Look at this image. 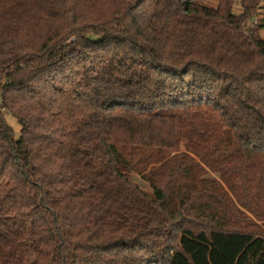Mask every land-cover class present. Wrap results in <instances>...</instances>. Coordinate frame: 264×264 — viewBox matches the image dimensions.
I'll use <instances>...</instances> for the list:
<instances>
[{
  "label": "trees",
  "instance_id": "16d2710c",
  "mask_svg": "<svg viewBox=\"0 0 264 264\" xmlns=\"http://www.w3.org/2000/svg\"><path fill=\"white\" fill-rule=\"evenodd\" d=\"M236 3L0 0V264H264V0Z\"/></svg>",
  "mask_w": 264,
  "mask_h": 264
},
{
  "label": "rangeland",
  "instance_id": "374dc122",
  "mask_svg": "<svg viewBox=\"0 0 264 264\" xmlns=\"http://www.w3.org/2000/svg\"><path fill=\"white\" fill-rule=\"evenodd\" d=\"M240 0H237L236 6H235V11L239 12L240 11ZM200 3H203L205 5H208L210 7H216L219 3V0H199ZM264 14V13H263ZM264 15H261V17ZM260 17V16H258ZM257 18H251L246 22V28L249 33H252L251 27L255 26ZM5 119L8 122V124L13 128L15 137H19L21 134V125L18 122V120L13 117L12 115L8 114V112H5ZM212 175H217V174H212ZM134 181L138 182L143 188L147 190H151L150 186L148 183L144 182V180L141 179L139 175L133 174L131 177Z\"/></svg>",
  "mask_w": 264,
  "mask_h": 264
}]
</instances>
